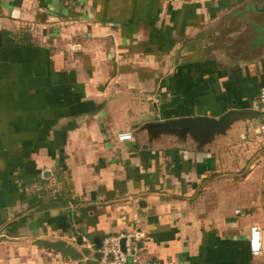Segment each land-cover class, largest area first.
<instances>
[{"label":"crops","instance_id":"obj_1","mask_svg":"<svg viewBox=\"0 0 264 264\" xmlns=\"http://www.w3.org/2000/svg\"><path fill=\"white\" fill-rule=\"evenodd\" d=\"M263 3L0 0V264H96V241L134 232L160 264H264V241L260 256L248 247L251 226L264 238L259 166L233 183L241 154L225 140L196 150L140 132L249 110L264 88ZM255 128L227 138L258 142Z\"/></svg>","mask_w":264,"mask_h":264},{"label":"water","instance_id":"obj_2","mask_svg":"<svg viewBox=\"0 0 264 264\" xmlns=\"http://www.w3.org/2000/svg\"><path fill=\"white\" fill-rule=\"evenodd\" d=\"M259 120L264 122V113L252 110H231L217 119L195 116L165 122L149 123L143 126L140 132L147 131L151 132L152 135L161 134L183 142L189 141L194 149L202 150L215 146L218 142L227 139L229 132L239 122H254L256 128H258L261 125ZM96 242L97 246H99V242ZM33 245L58 253L65 262H77L82 259V254L79 250L63 240H35ZM75 245L81 248L83 245V237L78 236L75 239ZM123 245L124 239H121L120 246L122 250Z\"/></svg>","mask_w":264,"mask_h":264},{"label":"built area","instance_id":"obj_3","mask_svg":"<svg viewBox=\"0 0 264 264\" xmlns=\"http://www.w3.org/2000/svg\"><path fill=\"white\" fill-rule=\"evenodd\" d=\"M249 110L264 113V88H261L257 97L249 104ZM254 136L264 139V123L254 130ZM118 142H127L133 139L129 132H123L117 135ZM244 139V136L243 138ZM234 214L242 216L239 210H235ZM121 239H124L123 250L120 246ZM263 236L258 226H251L248 236L249 252L252 256L257 257L263 254ZM140 235L138 232L127 235H119L115 237H106L100 243L97 254L98 264H160L156 261L144 260L139 256L138 242Z\"/></svg>","mask_w":264,"mask_h":264},{"label":"rangeland","instance_id":"obj_4","mask_svg":"<svg viewBox=\"0 0 264 264\" xmlns=\"http://www.w3.org/2000/svg\"><path fill=\"white\" fill-rule=\"evenodd\" d=\"M258 142L255 141V137H248L246 139V142L244 143H239V141L235 138V136H231V139L225 141L221 144V150L222 151H227L228 149L235 147L237 148L236 150L238 151L239 154H241V161L240 164L237 165L238 171L240 172L238 176H235V173H226L228 175H234L232 177V182H240L245 175H247L252 169L250 168L251 165L259 166L257 175L259 176H264V139L259 137ZM260 149V150H259ZM259 150V151H257ZM245 156H251L249 157L250 162L249 164L245 163ZM261 158L260 161H257L259 158ZM245 163V167H244ZM240 165V167H239ZM243 168V169H242ZM225 170H228V167H224ZM253 181V180H252ZM251 181V182H252ZM264 186V184L262 185Z\"/></svg>","mask_w":264,"mask_h":264},{"label":"flooded vegetation","instance_id":"obj_5","mask_svg":"<svg viewBox=\"0 0 264 264\" xmlns=\"http://www.w3.org/2000/svg\"><path fill=\"white\" fill-rule=\"evenodd\" d=\"M264 4V3H263Z\"/></svg>","mask_w":264,"mask_h":264}]
</instances>
